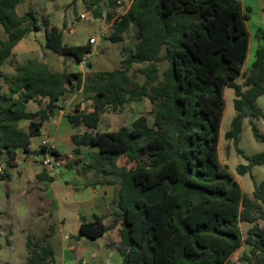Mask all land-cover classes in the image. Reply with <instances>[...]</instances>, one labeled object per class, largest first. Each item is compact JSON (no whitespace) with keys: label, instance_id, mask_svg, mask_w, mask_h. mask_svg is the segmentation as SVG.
I'll use <instances>...</instances> for the list:
<instances>
[{"label":"trees","instance_id":"trees-1","mask_svg":"<svg viewBox=\"0 0 264 264\" xmlns=\"http://www.w3.org/2000/svg\"><path fill=\"white\" fill-rule=\"evenodd\" d=\"M22 0H0V162L5 163L0 180L10 179L18 167V151L32 154L33 139L41 136L43 125L63 110L65 94H91V110L73 108L67 115L74 127L87 131L73 135L74 154L81 147L99 149L95 163L105 184L119 185L110 225L102 217L80 225L77 241L98 240L118 225L121 239L117 250L122 264H237L232 255L245 243L249 255L240 260L264 264V180L255 182L252 197L219 157L221 125L225 111V89L236 92L237 112L225 133L234 141L238 154L244 119H248L256 140L264 141L256 120L264 118L256 101L264 97V33L254 61L243 71L248 58L250 35L247 22L250 7L240 0H133L120 23L115 24L112 42H122L123 34L135 26L138 43L122 60L120 69L95 73L87 82L81 72L54 71L36 59L17 66L14 76L2 72L3 65L15 63L14 47L31 32L41 30L34 10L17 13ZM80 0H72L76 5ZM85 1V0H82ZM98 4L101 0H90ZM115 0H109L113 6ZM264 12V9H263ZM99 10L95 15L99 16ZM112 14L109 13V19ZM46 47L78 62L93 53L86 45L64 44L62 32L49 20ZM168 66L160 72V63ZM142 64L140 84L129 74ZM245 82H237L239 77ZM147 98L155 109L153 125L145 115L131 128L99 132L106 108L119 111L129 102ZM45 99L36 112L31 101ZM28 121V127L22 122ZM42 147L36 155L44 154ZM50 154L60 158L56 149ZM124 156L136 166L120 168ZM264 165V152L237 168L239 175ZM241 223L254 224L244 238ZM28 257L24 264H52L55 249L44 239L28 237Z\"/></svg>","mask_w":264,"mask_h":264},{"label":"rangeland","instance_id":"rangeland-1","mask_svg":"<svg viewBox=\"0 0 264 264\" xmlns=\"http://www.w3.org/2000/svg\"><path fill=\"white\" fill-rule=\"evenodd\" d=\"M71 3L72 0H22L20 2L18 5L19 14L34 10L40 19L41 25L40 31L32 32L33 34L29 33L24 39L32 44L36 42L38 45H45V50H41L43 53L30 54V57H20V61L15 59V63L7 61L2 67V72L5 75L14 76L17 66L26 63L28 60L27 58L36 59L41 63H45L54 71L67 70L68 72H81L86 82L97 72L112 71L122 67V60L138 43L137 32L134 25H131L129 30L123 34L124 40L122 42L114 43L110 38H105L100 39L97 44L92 45L94 54L91 58H88L84 64H80L72 56H61L46 47V28L44 21L49 20L52 25L56 26L62 32L64 44L70 46L86 45L89 43L91 37L98 36L100 25L92 20L80 22L79 15L89 8H96L101 14L108 13L114 6L109 5V0H101L95 5L91 4L90 0H80L76 5H71ZM246 4V7L251 8V12L248 13L249 20L247 22L250 45L248 58L243 71H247L254 61L256 48L261 43L264 33V0H247ZM6 37L3 27L0 26V38L5 39ZM88 64H91V66L89 67ZM142 66V64H135L129 72L130 76L140 84L145 81V77L139 73V68ZM167 66V61L160 63V72H163ZM82 68L83 70L80 71ZM237 82L244 85L245 80L241 76L238 78ZM0 85L6 89L2 79H0ZM82 95L73 98L69 104L61 103V105L63 108L69 107V109H71L72 107L75 108L79 106L80 109L84 108L87 110L88 106L86 107ZM68 98L70 99L71 97ZM235 99V90L226 88L225 111L219 143V157L222 164L229 169L240 183L244 194L252 197L255 182L261 183L264 180V165L255 166L252 169L251 173L254 176V180L251 178L250 173L239 175L237 168L240 165H248L250 157L257 153L264 152V141L255 139L248 119H244L243 121L238 145V147L243 150L244 155L238 154L234 141L225 139V133L230 129L233 118L237 116L234 107ZM256 104L264 112V97L258 98ZM35 108H37V106L35 103H32L30 109L32 110ZM155 109L156 107L152 105L147 98L133 100L116 112L110 108H106L105 112L102 114L98 131L111 132L117 131L122 127L131 128L133 121L140 115L147 116L149 123L153 125ZM69 112L71 113L72 111L69 110ZM255 124L260 133L264 134V118L256 120ZM21 125L23 127H28L26 122H22ZM74 148V145L69 141H62L59 143V150L65 162L57 170L58 173L62 172L63 175L59 176V180L56 179L55 185L59 187V191L62 193L61 197L64 201V203L60 204L61 214L66 217L63 225H60L58 221L59 214L56 213L57 215H55L56 205L54 208V201L51 202L52 208L50 207L49 209L42 207V205L32 197L21 195L22 185L20 184L23 179L20 173L24 170V163L26 164V161L29 160L30 166H41L40 162H36L34 157L27 156L23 162L20 158V164L22 162L20 170L19 168L11 169L9 172L12 174V178L0 180V264H24L29 254L26 246L28 237L34 239L43 238L44 244H50L54 247L55 256L52 264H81L82 260L85 261L84 264H122V256L117 249L114 248L112 251L110 250L108 252V248L103 246L107 243L108 236L99 239L97 242L98 244L87 240V245L81 244L76 247L71 245V239L77 241L75 238L78 235L80 224V221H78V214L84 210L75 204L67 206L66 202L70 200L64 195L65 192L69 190H71V197H76L77 195L74 189L72 190L64 186L65 180L76 176V172L72 169L75 168V164L79 162H74L75 160L69 162L68 160L70 155L73 154ZM85 154V161L76 169L80 170L81 174H87V182L89 184L95 185L96 182L104 183L106 178L89 167L90 158L94 159L96 153L88 151ZM74 157L76 156L74 155ZM69 163H71V165H69ZM117 163L118 167L126 169L136 166L135 162L129 161L124 156H121ZM69 167L72 169H68ZM58 173L55 176H57ZM118 188L119 185L114 187L115 193L118 191ZM19 190L20 192H18ZM84 218L85 217L82 218V221H84ZM113 218L112 213L110 222ZM257 224L261 227L264 226V219H259ZM253 226L254 224L241 223V230L244 238L247 237L249 229ZM60 235L62 239L59 238ZM117 235L119 234L117 233ZM111 242L112 240L108 241V243ZM95 245L100 246V250L96 254L97 256L94 255L96 252H93ZM83 246H86L88 251L81 254ZM63 253H66V255L64 256ZM249 253L250 246L244 243L232 255L231 260L237 264H248L247 262H242L240 259L244 255H249ZM74 256L75 258H73Z\"/></svg>","mask_w":264,"mask_h":264},{"label":"crops","instance_id":"crops-1","mask_svg":"<svg viewBox=\"0 0 264 264\" xmlns=\"http://www.w3.org/2000/svg\"><path fill=\"white\" fill-rule=\"evenodd\" d=\"M240 1L242 2L243 6L246 7L245 5H247L246 4L247 0H240ZM78 2H77V4H78ZM18 7H17V12H18ZM18 14H19V12H18ZM24 14L25 13H21L19 15L23 16ZM31 34H33V33L31 32ZM44 46L45 45H38L36 42H34L32 44L31 42H27L25 39H23L14 47L13 53L16 55V59L18 61H20L19 60L20 57H30L29 56L30 54L32 55V54L39 53V52L43 53L41 50L44 49ZM93 54H94V51L92 54L86 56L84 58V60L82 62H79V63L84 64L86 62V60L88 58H91V56ZM27 59L29 60L30 58H27ZM88 66H91V64H88ZM82 70H83V68L80 71H82ZM79 95L83 96L84 103L86 104V107L88 106L87 110H91V107H90L92 104V101L90 100L91 94H86L82 90L79 92L73 93V94H69V93L65 94L61 98L60 104L61 103H65V104L68 103L69 104L73 98H75L76 96H79ZM68 97H71V98L69 99ZM32 103H35L37 108L31 110L30 105ZM40 103L45 105L46 100L45 99H42V100L38 99L35 101H31L28 104V110L31 112L38 111L41 107ZM73 108L74 107H72L71 109H69V107L63 108V110H61L59 112V114H57L54 117H51L50 120L43 125L41 136L33 139V143H32V152L33 153L32 154L28 155V154H24L22 151H18V167H17V169L19 168V170H20V168L22 167V162L25 161V158L27 156L34 157L36 162H39L37 155L35 153L39 152V149H40L42 142L44 140H49V142L55 147L56 151H58L60 153V159L63 161V164H64L65 161L63 160V156L59 150V143L62 141H64V142L69 141L70 143L73 144V142H72V136L73 135H81L87 131V128L83 125H80L78 127H74L70 123L69 119L67 118V115L70 113L69 110L73 111ZM81 109L85 110L84 108H81ZM25 122L29 125L28 121H25ZM99 127H100V124H99ZM99 127H98V130H99ZM220 138H221V134H220ZM74 147H75V145H74ZM74 149H73V154L70 155L68 160H69V162H72L73 160H75L74 162H79V163L75 164V168L72 169L69 167L68 169L74 170L76 172V176L70 177L68 180H65L64 186L66 188H69L72 190L74 189L77 195H76V197H71L70 196L71 190H69L68 192H65V194H64L65 197L70 200L69 202H66L67 206H72L73 204H75L79 208L84 209L83 211H81L78 214V221H80L79 222L80 223L79 228H80V225L82 223H84V221H82L83 217H85L84 220H86V222H92V221L96 220V217H102L103 223L105 225H110L113 221L112 220L110 222V220L112 218V213L114 211V206H115L114 205V196H115L114 187L118 186V185H107V184H105V182L104 183L96 182L95 185L89 184L87 182V176H86L87 174L86 175L81 174V171L77 170L76 168L79 167L80 164H83V162L85 161V159H86L85 153L86 152L93 151L97 155L99 149L96 147H81V154L78 156H76L74 154ZM74 155L76 157H74ZM96 155H95L94 159L90 158L89 167L95 163ZM20 158L22 160L21 164L19 162ZM69 165H71V163H69ZM117 165H118V163H117ZM23 169H24L23 172L20 173L21 178L23 179L21 184H20V185H22L21 195H23L25 197L26 196L32 197L33 199L38 201L40 203V205H42V207L49 208V209H50V207L52 208L51 202L54 201L55 204H53V207L55 208V205H56L55 215H57L56 213L59 214L58 221H59L60 225L61 224L63 225L65 220H66V217L61 214V207H60L61 205L60 204L64 203V201L61 197L62 193L59 191V187L57 185H55L56 179L59 180L60 179L59 176H62L63 173L61 172V173H58V175L55 177L54 176L50 177L45 172H43L41 166H38V167L30 166L29 160L26 161V164L24 163ZM93 169L96 171V173H98L96 168H93ZM11 178H12V174H11ZM18 192H20V190ZM65 200H67V199H65ZM79 228H78V231H79ZM119 229H120V226L118 225L114 230H111L110 232H108L104 236V237L108 236L107 243H105L103 245L104 247L108 248V250H107L108 252L110 250L112 251V249H114V248L117 249L118 246L120 245L121 239H120L119 235H117ZM104 237H102V238H104ZM59 238L62 239L61 235ZM102 238H100V239H102ZM87 240L93 241L96 244H98L97 242L99 239L98 240H91V239H88L86 237H82L78 240V246L81 244L87 245L86 244V242H88ZM109 240H112V242L108 243ZM99 250H100V246L95 245L93 252H96V253H94V255H96ZM86 251H88V248L86 246H83L81 249V254L86 253ZM63 255L65 256L66 253H63ZM73 258H75V256ZM84 262L85 261L82 260L81 264H84Z\"/></svg>","mask_w":264,"mask_h":264},{"label":"built area","instance_id":"built-area-1","mask_svg":"<svg viewBox=\"0 0 264 264\" xmlns=\"http://www.w3.org/2000/svg\"><path fill=\"white\" fill-rule=\"evenodd\" d=\"M132 4L133 0H115L114 6L108 13L96 16V8H89L84 13L80 14V22L92 20L100 25L98 36L92 37L89 40L90 44L95 45L100 39L110 38L114 34L115 24L120 23L123 20V17L129 13ZM109 13L112 14L111 19H109ZM42 147H46L47 152L37 155V158L41 164L43 172L48 176L53 177L58 173L57 170L63 164V161L50 154V151L54 150L55 147L49 142V140H44L40 149ZM5 167V163L0 162V174L4 173Z\"/></svg>","mask_w":264,"mask_h":264},{"label":"water","instance_id":"water-1","mask_svg":"<svg viewBox=\"0 0 264 264\" xmlns=\"http://www.w3.org/2000/svg\"><path fill=\"white\" fill-rule=\"evenodd\" d=\"M89 67H90V66H89ZM84 222H86V220H84ZM71 245H72L73 247H76V246L78 245V243H77V241L71 239Z\"/></svg>","mask_w":264,"mask_h":264}]
</instances>
